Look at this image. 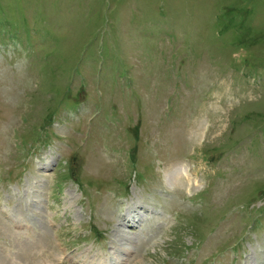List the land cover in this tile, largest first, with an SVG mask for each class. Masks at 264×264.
Instances as JSON below:
<instances>
[{
	"label": "rangeland",
	"instance_id": "obj_1",
	"mask_svg": "<svg viewBox=\"0 0 264 264\" xmlns=\"http://www.w3.org/2000/svg\"><path fill=\"white\" fill-rule=\"evenodd\" d=\"M0 264H264V0H0Z\"/></svg>",
	"mask_w": 264,
	"mask_h": 264
},
{
	"label": "bare ground",
	"instance_id": "obj_2",
	"mask_svg": "<svg viewBox=\"0 0 264 264\" xmlns=\"http://www.w3.org/2000/svg\"><path fill=\"white\" fill-rule=\"evenodd\" d=\"M183 175V174H182ZM173 177H175V178H177V179H180V177H181V173L180 172H178V173H174L173 175H172ZM174 178V179H175ZM182 178V177H181ZM176 180V179H175Z\"/></svg>",
	"mask_w": 264,
	"mask_h": 264
}]
</instances>
